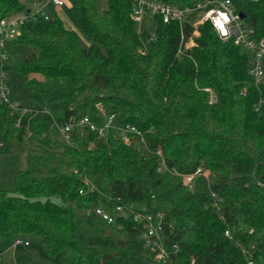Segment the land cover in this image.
<instances>
[{"label": "trees", "instance_id": "trees-1", "mask_svg": "<svg viewBox=\"0 0 264 264\" xmlns=\"http://www.w3.org/2000/svg\"><path fill=\"white\" fill-rule=\"evenodd\" d=\"M71 1L88 47L57 14L48 20L33 17L20 0H0L1 18L28 16L11 41V54H17L18 45L30 46L34 52L16 71L42 80L31 79L23 87L38 97V109L59 107L53 113L59 124L89 117L102 126L97 107L102 105L117 125L143 130L151 149L163 151L166 168L160 172V158L145 154L136 142L124 144L116 129L104 136L76 131L69 144L37 110L12 115L4 105L0 245L29 242L15 250L16 264H55L32 258L31 249L44 250L49 260L62 257V264H158L146 252L143 226L132 218L119 229L85 216L102 200L112 207L163 212L169 247L179 248L175 264L193 259L196 264H264V82L256 85L248 75L250 56L222 42L210 24L186 46L193 30L189 23L182 39L177 23L157 20L151 38L137 31L130 0H108L103 13L96 0ZM161 1L182 7L197 0ZM233 1L248 5L246 22L257 38L263 37L264 0ZM3 70L10 67L5 64ZM16 140L38 152L27 156V168L18 170L5 189L3 157ZM199 168L214 177L221 201L212 199L202 177L192 190L184 185L182 176ZM32 239L40 248H32Z\"/></svg>", "mask_w": 264, "mask_h": 264}, {"label": "built area", "instance_id": "built-area-1", "mask_svg": "<svg viewBox=\"0 0 264 264\" xmlns=\"http://www.w3.org/2000/svg\"><path fill=\"white\" fill-rule=\"evenodd\" d=\"M132 2L131 18L137 23L143 19L153 18L156 23L162 21L164 24L177 23L180 26L182 39H185L184 24L189 23L192 26V33L188 36L186 46L193 44L196 38L200 36V27L205 24H210L218 38L224 42H232L234 46L244 49L250 53V66L248 75L254 80L256 85L264 82V36L257 38L254 27L246 22V19L241 17L242 10L238 9V4L233 0H197L192 5L177 6L173 3L164 2L161 0H130ZM55 7L62 8L65 5L64 0H49ZM42 16L48 20V16L44 14L41 8L33 14ZM28 20L26 14L20 17H0V51L2 56V75L0 80V108L8 105L12 111V115L19 113L23 116L28 110L22 106L21 102L12 99L10 81L5 75L3 67L8 61L6 53V42L12 41L20 35V29ZM156 29V28H155ZM155 37V31L149 35ZM209 91V90H207ZM247 90L242 92L246 96ZM215 99L213 98L210 103ZM102 116L104 123L102 126L95 124L89 117H84L80 120L72 119L71 121L59 124L54 115H51V125L57 129L59 137L66 143L72 142L73 133L84 130L97 132L99 136H104L111 129L119 131L121 141L130 145L136 142L139 148L149 156H157L160 158V172L166 168L165 160L163 159V151L161 149L152 150L147 141L146 133L136 125H117L116 116L106 115L102 105L97 106ZM49 109L43 107L39 110L38 115L46 116ZM20 125L18 120L17 127ZM31 136V133L28 135ZM2 146V144H0ZM204 178L209 181L211 174L204 168L197 169L192 174L182 176L184 185L192 190L197 178ZM212 199L217 203L221 201L214 190L210 192ZM154 198V196H153ZM219 198V199H218ZM85 216L88 218H97L106 223L108 226L122 228V222L128 218L143 226V239L147 254L158 264H175L174 256L178 252V245L173 244L169 247L168 235L166 233V216L163 212L152 213L147 210L146 206H135L127 204H117L110 206L98 201L91 208L85 211ZM171 228V226H169ZM172 231L170 230V233ZM226 237L232 239L233 233L230 230L225 232ZM28 247L29 242L26 240H17L12 245L15 251L18 247ZM2 255H0V262ZM189 264H196L193 259ZM249 264H254L250 262Z\"/></svg>", "mask_w": 264, "mask_h": 264}, {"label": "rangeland", "instance_id": "rangeland-1", "mask_svg": "<svg viewBox=\"0 0 264 264\" xmlns=\"http://www.w3.org/2000/svg\"><path fill=\"white\" fill-rule=\"evenodd\" d=\"M23 4L26 5L27 9L26 11L32 12L34 14L38 10V2H35L34 5L32 4V0H20ZM41 3H46L47 0H38ZM65 7L62 9V13L58 14L59 17L63 20L66 26L75 29L78 31L79 35L81 36V42L83 46L88 47L91 45L90 40L88 37L84 34V32L80 29L78 26V23L76 21L75 13H74V6L73 2L71 0H64ZM48 3V1H47ZM30 4V5H29ZM96 4L98 7V10L100 12H106L109 9V1L108 0H96ZM238 9L246 12L248 9V5L245 4H239ZM55 8L53 6H49L46 8V14L47 16L54 15ZM156 28V21L153 18L149 19H143L141 21H138L136 23V29L139 33H149L152 34L155 31ZM12 44L11 41L6 42V53L8 56V61L6 62V65L10 67L9 71H5V75L7 76L8 80L10 81L11 86V92L13 95V98L15 101L21 102L22 106L27 110H37L39 112L40 109L34 104V100H37L38 97L35 95V93L27 88L23 87L29 80H31L30 76H22L20 73L16 71V67L20 65L26 57L31 55L34 51L30 46H24V45H18L16 48L17 54H11L12 52ZM243 53H246L250 55V53L243 49ZM0 51V80L2 75V56ZM49 113L45 117L50 122L52 121L51 115H54L53 113L55 111L59 110L58 106H53L52 108H48ZM36 151L32 145H30L27 141L21 142V141H13L12 142V148L11 153L9 155H6L3 157V160L5 162V169L2 172V187L5 189H10L12 184L13 176L16 174L18 170L26 169L27 168V156L30 153H35ZM213 179V180H212ZM214 177H210L209 181L207 179H204L203 187L207 189L208 192H211L214 190ZM55 202L60 203V198H54ZM32 242V248H38V241L31 240ZM5 244H8V242H5ZM7 245H0V251L2 252L3 249H6V251L2 254V261L0 264H16L15 259V251ZM40 248V246H39ZM42 248V247H41ZM22 248L19 249V251ZM29 251V250H27ZM44 251V250H43ZM41 251H35L33 249L30 250V254L32 255V258H37L39 260H44L48 262H53L55 264H62V257H59L55 260H49L46 257L45 252ZM21 259V258H20Z\"/></svg>", "mask_w": 264, "mask_h": 264}, {"label": "crops", "instance_id": "crops-1", "mask_svg": "<svg viewBox=\"0 0 264 264\" xmlns=\"http://www.w3.org/2000/svg\"><path fill=\"white\" fill-rule=\"evenodd\" d=\"M47 1H48V3H47ZM46 1V3H41V2H39L38 0H32V4L34 5V3L35 2H38L37 4H38V8H41L42 10H43V12H46V8H48L50 5L51 6H53L54 8H55V13L54 14H61L62 13V9L63 8H60V7H55L53 4H51L50 2H49V0H47ZM26 4V3H25ZM30 5V4H29ZM29 13V12H28ZM22 15H24V13H20V14H15V15H13L12 17H20V16H22ZM59 16V15H58ZM11 17V16H10ZM11 17V18H12ZM68 29H71V30H75V29H72V28H70V27H68V26H66ZM76 31V30H75ZM30 78L31 79H37V80H42V77L40 76V75H37V74H32V75H30ZM6 251V249H3L2 250V252L0 251V255H2L4 252Z\"/></svg>", "mask_w": 264, "mask_h": 264}, {"label": "water", "instance_id": "water-1", "mask_svg": "<svg viewBox=\"0 0 264 264\" xmlns=\"http://www.w3.org/2000/svg\"><path fill=\"white\" fill-rule=\"evenodd\" d=\"M241 17L243 18V19H245L246 18V14L244 13V12H242L241 13ZM150 37V36H149Z\"/></svg>", "mask_w": 264, "mask_h": 264}]
</instances>
